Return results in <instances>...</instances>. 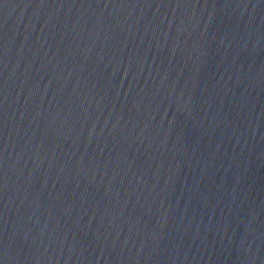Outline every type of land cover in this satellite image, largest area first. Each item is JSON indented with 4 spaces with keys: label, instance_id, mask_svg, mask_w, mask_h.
Masks as SVG:
<instances>
[{
    "label": "water",
    "instance_id": "water-1",
    "mask_svg": "<svg viewBox=\"0 0 264 264\" xmlns=\"http://www.w3.org/2000/svg\"><path fill=\"white\" fill-rule=\"evenodd\" d=\"M0 264H264V0H0Z\"/></svg>",
    "mask_w": 264,
    "mask_h": 264
}]
</instances>
